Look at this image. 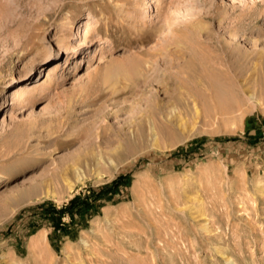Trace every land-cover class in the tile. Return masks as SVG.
Returning <instances> with one entry per match:
<instances>
[{"label": "rangeland", "instance_id": "rangeland-1", "mask_svg": "<svg viewBox=\"0 0 264 264\" xmlns=\"http://www.w3.org/2000/svg\"><path fill=\"white\" fill-rule=\"evenodd\" d=\"M228 256L264 264V0H0V264Z\"/></svg>", "mask_w": 264, "mask_h": 264}, {"label": "bare ground", "instance_id": "bare-ground-1", "mask_svg": "<svg viewBox=\"0 0 264 264\" xmlns=\"http://www.w3.org/2000/svg\"><path fill=\"white\" fill-rule=\"evenodd\" d=\"M152 56H153L152 53H149V54L147 53L146 55H143V54L138 55L137 54L132 58H128L127 61L125 60L126 62H117V63L115 62L114 64L111 63L110 65H108V68L105 70L106 73L104 75V83L108 84L110 87H112L113 90L118 91V88H117V84H119V82H118L119 80H117L118 76L120 77V75H124L126 77V79H129L130 81H131L130 78L133 76L134 77H137V76L139 77L141 75L146 76L148 74L147 72L149 71L148 69L154 60ZM126 87H127V85H126ZM115 102H116V100H115ZM15 103H16V101H15ZM102 103H103V101L101 102V105H102ZM116 103H118V102H116ZM120 103H121V101H120ZM101 105H100V107H101ZM114 105H115V103H114ZM226 260L228 261L229 264H238L237 261L235 259H232V257H230V256L226 257Z\"/></svg>", "mask_w": 264, "mask_h": 264}]
</instances>
